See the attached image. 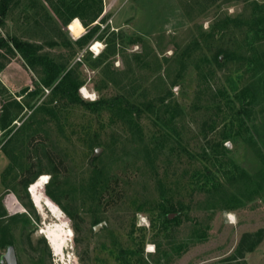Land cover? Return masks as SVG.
I'll return each mask as SVG.
<instances>
[{
    "label": "rangeland",
    "instance_id": "obj_1",
    "mask_svg": "<svg viewBox=\"0 0 264 264\" xmlns=\"http://www.w3.org/2000/svg\"><path fill=\"white\" fill-rule=\"evenodd\" d=\"M11 38L95 107L0 48V260L264 264V0H15ZM43 175L61 257L28 193Z\"/></svg>",
    "mask_w": 264,
    "mask_h": 264
},
{
    "label": "trees",
    "instance_id": "obj_2",
    "mask_svg": "<svg viewBox=\"0 0 264 264\" xmlns=\"http://www.w3.org/2000/svg\"><path fill=\"white\" fill-rule=\"evenodd\" d=\"M15 0H0V18L4 17L10 4ZM86 26V25H85ZM10 45L8 47V42L0 40V48H8L9 52H18L21 57L25 60V63L29 67L42 66L47 73L45 80H43L42 85L44 87L50 88L52 96L62 95L69 99L70 102L74 104H85L89 108L95 107L94 102L83 103V101L77 95V84H70V72L65 73L61 79L55 83L58 76L62 72L61 68L56 67L50 60L47 58L36 55L35 46L28 42H23L17 38H11L9 40ZM55 83V84H54ZM46 196L51 197L50 193L46 191Z\"/></svg>",
    "mask_w": 264,
    "mask_h": 264
},
{
    "label": "bare ground",
    "instance_id": "obj_3",
    "mask_svg": "<svg viewBox=\"0 0 264 264\" xmlns=\"http://www.w3.org/2000/svg\"><path fill=\"white\" fill-rule=\"evenodd\" d=\"M67 30L73 36H79L83 31V26L79 22L78 19H73L68 25ZM85 30V29H84ZM100 47V43L96 41L92 46L91 50L98 51ZM84 97H88V93L83 90ZM46 182V177L43 175L40 178H37L33 183L30 184L28 188V193L31 198L32 203L35 205L38 213H40L41 217L45 218V212L49 213L59 224L52 225L50 227H43L42 233L45 234L48 240V246L56 256H60L61 254V242L64 240V235L67 233L65 231V218L62 213L42 192V187ZM49 226V225H48ZM40 232V233H41ZM44 236V237H45ZM61 257V256H60Z\"/></svg>",
    "mask_w": 264,
    "mask_h": 264
},
{
    "label": "water",
    "instance_id": "obj_4",
    "mask_svg": "<svg viewBox=\"0 0 264 264\" xmlns=\"http://www.w3.org/2000/svg\"><path fill=\"white\" fill-rule=\"evenodd\" d=\"M99 225L94 227L97 230ZM0 264H18L15 249L12 245L8 246L5 255L0 260Z\"/></svg>",
    "mask_w": 264,
    "mask_h": 264
},
{
    "label": "crops",
    "instance_id": "obj_5",
    "mask_svg": "<svg viewBox=\"0 0 264 264\" xmlns=\"http://www.w3.org/2000/svg\"><path fill=\"white\" fill-rule=\"evenodd\" d=\"M101 8V7H100Z\"/></svg>",
    "mask_w": 264,
    "mask_h": 264
}]
</instances>
